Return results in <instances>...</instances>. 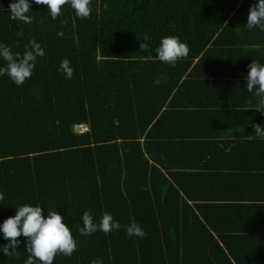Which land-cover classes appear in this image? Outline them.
Listing matches in <instances>:
<instances>
[{
	"label": "trees",
	"instance_id": "obj_1",
	"mask_svg": "<svg viewBox=\"0 0 264 264\" xmlns=\"http://www.w3.org/2000/svg\"><path fill=\"white\" fill-rule=\"evenodd\" d=\"M12 2L0 0V44L23 54L35 39L45 56L21 86L0 76V224L23 204L45 217L56 210L77 250L53 264H264L238 250L241 239L218 213L224 196L209 195L222 175L209 156L222 140L187 138L172 123L199 84L216 81L217 62L264 64V32L245 26L259 0H91L90 18L64 5L55 20L29 0L31 24L10 19ZM166 36L190 49L175 67L156 58ZM65 58L70 80L58 71ZM86 211L96 223L110 212L120 230L80 235ZM131 222L145 237L126 235ZM18 240V258L0 251V264H25L26 239Z\"/></svg>",
	"mask_w": 264,
	"mask_h": 264
},
{
	"label": "crops",
	"instance_id": "obj_2",
	"mask_svg": "<svg viewBox=\"0 0 264 264\" xmlns=\"http://www.w3.org/2000/svg\"><path fill=\"white\" fill-rule=\"evenodd\" d=\"M223 64H216V81L199 84L201 94L191 92L188 104L178 109L172 123L189 133L187 138L206 143L222 140H217L220 148L214 157L209 156V163H216L222 173L209 195L224 196L220 197L226 202L218 209L220 219L227 220L226 226L241 239L238 250L246 254L248 250L259 259L264 258V139L255 137L252 125L261 121L264 126V112L255 111L259 97L247 90L248 71Z\"/></svg>",
	"mask_w": 264,
	"mask_h": 264
},
{
	"label": "clouds",
	"instance_id": "obj_3",
	"mask_svg": "<svg viewBox=\"0 0 264 264\" xmlns=\"http://www.w3.org/2000/svg\"><path fill=\"white\" fill-rule=\"evenodd\" d=\"M36 5H44L50 12L52 19H57L61 14L64 5H70L75 12V16L81 19L90 18L92 13L91 0H33ZM32 8L29 0H13L9 5L10 19L19 20L24 24H31L33 17L27 15ZM99 11V10H97ZM65 23V21H62ZM246 28L251 30L258 28L264 32V0L249 9L247 16ZM17 36H22L23 31H18ZM58 36H63V32H58ZM140 39V38H138ZM147 36L143 37L140 44V51L147 50ZM157 59L163 63L170 64L175 67L178 60L187 58L189 55V47L186 43L181 42L176 36H166L161 39L160 45L155 49ZM45 50L35 39L29 41L25 45L23 54L16 52L5 44H0V57L6 61L5 67H0V76L7 75L17 85L24 84L26 79L31 78L35 68L37 58L44 57ZM249 71L246 76V85L249 93H254L259 97L255 111L264 112V64L252 60L248 65ZM58 71H61L66 79H72L74 69L70 65V61L65 58L62 60ZM162 82H166V74L154 81L156 86ZM252 103L251 99L248 101ZM254 134L256 138L264 139V126L253 124ZM249 136V139H252ZM4 199L3 193H0V201ZM44 209L41 206H31L23 204L16 208L14 216L8 217L0 224V232L3 238L8 241L5 245H0L2 251L7 257L16 256V251L20 241L18 237L23 236L26 239L25 249L28 258L25 264H53L54 258L61 254L65 257H71L77 250V241L74 239L70 227L64 222V217L56 210H48L47 216L43 215ZM83 227L79 228L82 236H88L97 231L108 234L112 231H119L121 224L115 221L110 212H104L99 223L94 222L93 216L89 212H84L82 216ZM126 235L128 237L137 236L145 237L146 232L141 226L135 222H131L125 226ZM91 264H103L99 258L93 259Z\"/></svg>",
	"mask_w": 264,
	"mask_h": 264
},
{
	"label": "built area",
	"instance_id": "obj_4",
	"mask_svg": "<svg viewBox=\"0 0 264 264\" xmlns=\"http://www.w3.org/2000/svg\"><path fill=\"white\" fill-rule=\"evenodd\" d=\"M73 126H74V129L77 131H81L86 127L83 123H75Z\"/></svg>",
	"mask_w": 264,
	"mask_h": 264
}]
</instances>
